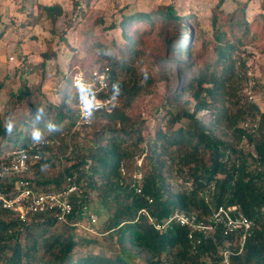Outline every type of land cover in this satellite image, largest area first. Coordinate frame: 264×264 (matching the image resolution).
Listing matches in <instances>:
<instances>
[{
  "label": "trees",
  "instance_id": "1",
  "mask_svg": "<svg viewBox=\"0 0 264 264\" xmlns=\"http://www.w3.org/2000/svg\"><path fill=\"white\" fill-rule=\"evenodd\" d=\"M223 2L220 0L213 10L215 58L202 68L193 69L186 63L190 33L184 23L188 20L173 5L159 6L149 13L136 12L113 23L108 30H120L123 45L92 38L99 52L97 62L106 61L96 76H105L107 87L99 91L98 85L83 76V95L111 101L112 86L118 83L116 101L120 106L109 112L107 105L93 113L92 119L100 116L110 124L95 132L86 141L88 145L79 142V133L92 127L93 121L78 128L82 98L77 73L71 74V69L60 70L65 91L59 104L50 103L39 114L33 107L31 116L13 123L11 134L6 131L8 120L3 121L0 114V139L14 145L11 152L48 142L39 149L43 158L33 164L36 187L53 192L64 188L67 178L73 177L83 190V198H72L74 215L67 223H59L51 215L22 222L15 213L0 210V264H135L142 257L147 264H218L220 250L236 242L223 234L222 227L212 235L197 236L201 240L198 244L190 241L188 230L176 223L165 232L156 230L143 212L158 223L176 211L194 214L207 223L220 207H237L253 222L251 237L232 263L264 264V112L253 102L237 101L229 106L227 99L232 81L245 73L244 48H260L264 54V13L249 21L246 4L238 12L225 14ZM39 9L53 25L65 14L60 4L39 5ZM223 15L226 18L220 24ZM173 27L179 32L169 38L166 31ZM153 33L158 34L169 55V60H161L159 71L175 76L169 102L176 107L165 110L160 124L147 138L142 134L143 123L132 121L128 111L155 85L153 71L140 65ZM92 48L88 47L87 54L97 55ZM183 55H188L185 60L179 58ZM43 58L28 68L46 70L53 56L44 54ZM29 73L23 66L21 77ZM3 87L0 84V91ZM186 91L192 93V108L182 103ZM27 93L25 84L18 92H9V116L27 100ZM246 123L256 127L245 129ZM49 124L56 130H49ZM35 130L40 132L38 141L32 136ZM68 138L77 142L65 158L71 165L46 178L44 171L56 168L53 150L59 147L65 152ZM243 143L248 144L249 151L244 150ZM138 159H142L139 168L135 165ZM6 161L0 160V165ZM138 172L140 178L135 177ZM135 187L142 193L138 194ZM86 188L107 211L98 230L114 242L115 254L77 257L74 253L80 244L100 241L92 235H77V212L83 202L90 201Z\"/></svg>",
  "mask_w": 264,
  "mask_h": 264
},
{
  "label": "rangeland",
  "instance_id": "2",
  "mask_svg": "<svg viewBox=\"0 0 264 264\" xmlns=\"http://www.w3.org/2000/svg\"><path fill=\"white\" fill-rule=\"evenodd\" d=\"M219 2L220 0H0V84L4 85L0 91V105L3 107L0 114L3 121L11 119L16 123L25 116H31L34 112L33 107L37 108V113H42L50 103L59 104L65 91V81L60 70L68 72L71 69L72 72L69 71L71 74L77 73L76 82H82L80 78L87 76L89 82L95 86L97 84L95 76L100 74L106 61L97 62L99 52L92 45L94 42L92 38L99 37L102 41L108 42L114 40L117 44L123 45L121 31L108 28L124 16L136 12L149 13L159 6L173 5L179 15L188 20L184 23L189 27L190 33L189 61L186 63L193 69L206 66L215 58L212 18L213 10ZM53 4H60L65 10L64 16L56 25H53L39 9V5ZM245 4L246 17L249 21L255 15L264 13V0H224L221 10L225 14H231L241 10ZM225 18L224 15L220 18V24ZM177 32L179 31L176 27H173L166 31V35L172 38ZM183 35L186 37L187 33ZM89 46L94 48L92 49L97 55L87 54ZM244 50L242 58L245 59V73L232 81L227 97L228 104L231 106L237 101L253 102L258 105L261 112H264V54L260 48L253 46L245 47ZM44 54L53 56L46 70L39 67L28 68L29 65L35 67L42 62ZM187 56L179 58L185 60ZM163 58L169 60V55L163 49L158 34L153 33L147 40L145 55L140 59V65L145 70L153 71L155 85L138 98L128 111L132 121L143 123L142 134L147 138L153 134L157 124H160L159 120L166 113L165 110L176 107L169 102L176 84L175 76L172 72L166 75L159 71ZM23 66L30 72L24 78L21 77ZM24 84L28 90L27 100L9 116L7 113L9 92H18ZM183 94L182 103L187 102L192 108L195 103L192 93L186 91ZM111 103L112 107L108 103V107L105 108L109 112L112 108L120 106L116 100H111ZM92 121V127L79 133V142L88 145L95 132L102 126L110 124L106 118L95 115ZM66 141L68 148L65 152H63L65 149L61 150L59 147L53 150L56 168L46 169L44 171L46 178L54 177L64 167L71 165L65 158L72 154L74 144L77 142L70 141V138ZM242 146L244 150H250L248 144L243 143ZM13 147V144L8 145L6 141L0 139V160L7 158ZM141 162L142 159L137 160L135 164L137 168ZM135 177H141L139 172ZM85 191L90 199L86 202L88 205L86 212L95 214L98 221L94 226H89L88 220L81 219L77 235L84 238H91L92 235V238L98 237L100 241L98 244L86 242L80 244L74 253L77 257L115 254L117 251L114 242L106 235L100 234L98 230L106 219L107 211L91 190L86 188ZM134 263L147 264L144 257L135 260Z\"/></svg>",
  "mask_w": 264,
  "mask_h": 264
},
{
  "label": "built area",
  "instance_id": "3",
  "mask_svg": "<svg viewBox=\"0 0 264 264\" xmlns=\"http://www.w3.org/2000/svg\"><path fill=\"white\" fill-rule=\"evenodd\" d=\"M13 60V58H11ZM76 82V85L83 83ZM99 91L106 89L105 76H95ZM90 97L87 99H92ZM95 99L96 108L93 111L103 110L108 103V100ZM85 101L80 102V120L78 128L89 125L92 119L83 114ZM106 103V104H105ZM3 107L0 105V113ZM92 113V115H93ZM256 124L246 123L245 129H252ZM48 142L41 141L32 145L28 149H20L12 151L7 156V161L0 165V210L10 211L17 215L20 221L27 222L39 215H51L59 223H67L74 215V207L72 198L74 196L82 197L83 190L75 181V178H67V183L64 188L53 192H45L36 187L33 183V164L40 161L43 157L39 149L47 145ZM13 182V183H12ZM12 184V185H11ZM138 194L142 193L141 188L135 187ZM88 205L83 202L82 207L77 212L76 226L80 225L81 219L89 221V226H94L98 219L95 214L86 212ZM149 218L150 223L159 231H167V229L176 223L179 226L188 230V239L197 241L201 240L198 237L201 235L208 236L215 233L220 226L223 229V234L227 237H234L236 242L232 247L221 249L218 253V264H233L232 259L242 253L245 243L251 237L253 222L240 212L237 207L224 208L220 207L208 220L207 223L198 220L194 214H185L176 211L168 220L163 223H158L154 218L143 212Z\"/></svg>",
  "mask_w": 264,
  "mask_h": 264
},
{
  "label": "clouds",
  "instance_id": "4",
  "mask_svg": "<svg viewBox=\"0 0 264 264\" xmlns=\"http://www.w3.org/2000/svg\"><path fill=\"white\" fill-rule=\"evenodd\" d=\"M84 88H85V85L83 83H81L80 85H78V91L81 92V98H82L83 101H85L84 106H83V108H84L83 114L86 117H91L93 111L96 108V103H95V99L94 98L87 99L86 97H84V95H83ZM119 94H120V86H119L118 83H115L112 86V99L113 100H116L117 97L119 96ZM38 114H39V112H38ZM13 127H14V124H13L12 120L9 119L8 122H7V125H6V131L9 134H11V132L13 130ZM48 127H49V130H56V126L55 125L49 124ZM32 136H33V139L34 140H37L38 141L39 138H40V132H39V130H35L32 133Z\"/></svg>",
  "mask_w": 264,
  "mask_h": 264
}]
</instances>
